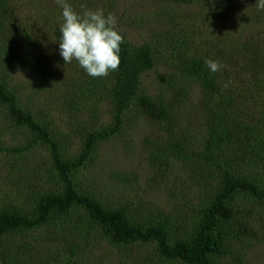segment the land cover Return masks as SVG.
Returning a JSON list of instances; mask_svg holds the SVG:
<instances>
[{
  "label": "trees",
  "instance_id": "obj_1",
  "mask_svg": "<svg viewBox=\"0 0 264 264\" xmlns=\"http://www.w3.org/2000/svg\"><path fill=\"white\" fill-rule=\"evenodd\" d=\"M44 1L49 0H40L42 8L33 15L37 19L41 10L39 23L27 24L32 17L21 11L22 0H0V264H80L84 256L88 264H106L100 260L109 256L90 249L105 241L120 250L121 264H243L237 246L257 238L259 215L264 231V210H257L264 208V98L250 104L238 91L239 84L245 91L264 90L262 39L239 32L246 19L264 31V11L256 10V0H175L207 3L199 15L202 29L179 21L178 34L154 30L143 45L128 41L118 28L124 38L119 69L99 78L88 76L75 60L64 63L62 9L56 0L46 6ZM117 1L67 0L78 13L86 5L106 16ZM247 1L252 8L243 5ZM208 59L222 69L211 73ZM159 67L165 70L158 77L161 89L152 94L143 78ZM196 87L205 132L199 138L186 125ZM105 108L110 121L100 126ZM60 113L67 116L58 123ZM136 118L152 121L166 135L145 160L151 172L116 171L119 185L136 195L170 193L169 179L180 167L185 178L197 181L194 201L187 192L175 196L165 216L154 203L145 205V197L120 206L79 181L103 145ZM15 130L22 138L5 141L3 134ZM42 151L48 154L49 184L28 188L25 181L31 186L43 180ZM197 202L195 219L175 229L176 219L191 215L188 209Z\"/></svg>",
  "mask_w": 264,
  "mask_h": 264
},
{
  "label": "rangeland",
  "instance_id": "obj_2",
  "mask_svg": "<svg viewBox=\"0 0 264 264\" xmlns=\"http://www.w3.org/2000/svg\"><path fill=\"white\" fill-rule=\"evenodd\" d=\"M52 1L53 0L44 1L43 5L46 6ZM21 4L25 7V10H21L23 14L32 17V19H27L26 23H39L38 20L41 17V10L36 13L38 20L33 15L35 14V8H42L40 0H22ZM243 5H247L250 8L253 7V3L250 1L243 2ZM204 6H207V3L204 5L187 6L177 3L175 0H118L115 8L112 10L111 7L109 13L115 17L116 27L122 29L127 34L128 41L135 45H143L146 38L151 35V32L154 30L159 32L163 31L165 34H178L176 23L179 21L190 30L193 28L202 29L199 15H201L200 11L203 10ZM240 13L242 14V12ZM236 15L230 18V20L234 21ZM202 17H204L203 14ZM246 22L247 23L244 22V27L239 30L240 34L244 35L247 39H254L256 36L261 37V47H263L264 50V31L262 33L259 32L263 26L259 25L257 22H249L247 19ZM256 32L259 33L256 34ZM163 67L156 68L157 72H150L144 76L143 86L146 91L152 94H157L160 91L161 88L159 87L158 77H162L165 71L162 69ZM238 91L243 97H246V102L250 101V104L254 101H261L264 98V90L254 89L253 91V89H247V91H245L244 87H241L239 84ZM251 94L255 96L256 100L250 97ZM29 95V91H27L25 95L23 94L22 102H28ZM200 98V88L196 87L188 104V117L186 123L192 135H196L198 138L205 134L203 131L202 112L199 111V106L201 105ZM31 106L33 109H36L38 105ZM66 116L67 115H62L60 113V117L57 119V121L59 120L58 123H60L61 118H65ZM109 121L110 115L108 114L107 108H105L102 116L99 115V123L101 122L100 126L107 125ZM64 124V127L70 125L69 120H66ZM1 128L5 130V127ZM66 128H68V126ZM73 129L74 128H71L67 132ZM123 130L122 135L104 144L99 151L98 157H95V161L82 170L79 176L81 184L84 187L96 189L106 200H111L112 204L119 203L121 204L120 206H130L129 203L135 202L137 196L145 197L147 199L143 201L144 204L147 205L149 202L154 203L158 209L157 214L161 216H165L163 212H166L165 214H170L172 210L170 209L172 208L170 202L175 196H181V194L187 192L194 201V191L198 192L196 189L197 181L193 177L185 178V171H182L181 167L178 170L174 169L169 179V186L172 187L170 193L164 190H154L149 194L141 193L142 195H136L134 192L132 193L129 191V189H125L123 186L119 185L120 182L114 178V172L116 171L123 172L125 170H131L137 172L141 176H147L151 172L149 167H146L147 163H145V160L151 156L153 144L158 142L163 144L164 138L159 137L166 135L160 128L154 125L152 121L145 120L144 118H136V122L130 124V126H125ZM3 136L5 141H9L10 143H14L16 140L22 138L21 132L16 130L15 132L11 131L4 133ZM42 153H44V151H42ZM47 157L48 154L44 153V156L38 158V164L42 167V174L40 173L39 176L43 175V180H34L31 186L28 181H25L24 184L28 188L34 187L38 190L42 186L49 184L47 177L49 168L46 160ZM197 205L198 202L188 209L191 215L182 214L180 218L176 219L180 224L175 229H183L195 219L192 208ZM249 207H252L251 203ZM257 210L262 213L264 208L260 206L257 207ZM261 219V215L254 219L256 225L253 227V230H255L257 238L253 239L252 242L245 241L244 243H239L237 246L243 264H264V231L260 228L262 224V222H260ZM56 233L59 235L58 231ZM27 240L28 238L26 241ZM94 248H99V255L103 253L105 256H109L100 260L103 261V263L121 264L123 257L121 254L116 253V251L120 250H115L116 247L111 246L107 241H105V245L97 242L91 246L90 249ZM147 251L149 252L150 250L147 249ZM89 262V257L84 256L80 264H88ZM91 264H93L92 261Z\"/></svg>",
  "mask_w": 264,
  "mask_h": 264
},
{
  "label": "clouds",
  "instance_id": "obj_3",
  "mask_svg": "<svg viewBox=\"0 0 264 264\" xmlns=\"http://www.w3.org/2000/svg\"><path fill=\"white\" fill-rule=\"evenodd\" d=\"M62 9L59 26V53L65 64L74 60L92 78L106 77L120 65L123 35L116 27L115 17L107 16L103 9L91 10L86 5L82 13L76 12L67 0H56ZM257 11H264V0H256ZM211 73L220 71L223 65L211 59L205 60Z\"/></svg>",
  "mask_w": 264,
  "mask_h": 264
}]
</instances>
